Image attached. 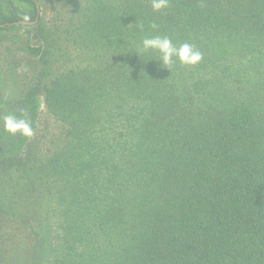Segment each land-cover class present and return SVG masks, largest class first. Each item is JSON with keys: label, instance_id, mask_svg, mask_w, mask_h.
Wrapping results in <instances>:
<instances>
[{"label": "trees", "instance_id": "16d2710c", "mask_svg": "<svg viewBox=\"0 0 264 264\" xmlns=\"http://www.w3.org/2000/svg\"><path fill=\"white\" fill-rule=\"evenodd\" d=\"M52 8L21 104L57 131L0 155V264H264V0ZM156 35L202 61L161 67Z\"/></svg>", "mask_w": 264, "mask_h": 264}, {"label": "rangeland", "instance_id": "374dc122", "mask_svg": "<svg viewBox=\"0 0 264 264\" xmlns=\"http://www.w3.org/2000/svg\"><path fill=\"white\" fill-rule=\"evenodd\" d=\"M11 1L21 11L28 14L33 13V6L26 2L19 0ZM36 1L41 10L39 21L40 18H43L46 26H49L53 23L52 21L54 18V15L52 14V0ZM35 21L36 20L31 23H34ZM37 25L38 23L29 25V27H31L29 32H27V29L20 28V25H15L13 26L14 28L0 29V115L4 117L9 114L22 115L23 113L29 114L32 112H29L28 108H23L21 103L26 97L29 87L33 85V75L37 72L38 64L35 63L36 60L34 58L36 56L34 54L32 55L29 50L30 46L36 50H40L41 48L40 42L34 38ZM17 64L19 67L16 66ZM35 110L37 112L36 117L33 120V136L43 134V136L47 135V138L49 139V137L53 136V133L57 131V126L54 125V122L51 119H49L51 121H49V124L47 123V125L50 127L46 129L47 132L43 133V129H45L46 125L42 123L41 120L39 121V117L41 119L46 117V108L42 100L39 101ZM35 110H33V114ZM47 118L49 117L47 116ZM44 121L45 120H43V122ZM42 124H44L45 127ZM54 130L55 132H53ZM24 149L25 145L18 153H23L25 151Z\"/></svg>", "mask_w": 264, "mask_h": 264}, {"label": "clouds", "instance_id": "9594fccd", "mask_svg": "<svg viewBox=\"0 0 264 264\" xmlns=\"http://www.w3.org/2000/svg\"><path fill=\"white\" fill-rule=\"evenodd\" d=\"M151 7L153 11L159 12L169 7V0H151ZM150 27L153 30L157 29V25L152 23ZM143 30V25H140ZM142 50H156L160 54L159 61L161 67L169 69L174 59L186 65H197L203 59V53L196 49L189 43H182L179 47L173 44V41L168 36L156 35L153 37H145L142 40ZM3 131L9 135V138H13L17 133L22 137L31 138L34 135L32 124L26 114L17 116L15 114H9L2 118Z\"/></svg>", "mask_w": 264, "mask_h": 264}, {"label": "flooded vegetation", "instance_id": "af4514ba", "mask_svg": "<svg viewBox=\"0 0 264 264\" xmlns=\"http://www.w3.org/2000/svg\"><path fill=\"white\" fill-rule=\"evenodd\" d=\"M36 110L33 114L31 112L32 116L36 117ZM0 154L1 155H14L18 152H20L23 148V145L25 144V137H22L21 134L17 133L16 136L13 138H9V135L3 131V120L2 118L4 116L0 115ZM21 116V115H17ZM28 118L31 121V116H28Z\"/></svg>", "mask_w": 264, "mask_h": 264}, {"label": "water", "instance_id": "95a60500", "mask_svg": "<svg viewBox=\"0 0 264 264\" xmlns=\"http://www.w3.org/2000/svg\"><path fill=\"white\" fill-rule=\"evenodd\" d=\"M38 7H39V6H38ZM38 21H39V16L37 17V19H36V21H35L34 23H38ZM34 23H31V22H23V21H21V22H18V23H16V24L1 25V26H0V29L11 28V27H13V26H15V25H32V24H34Z\"/></svg>", "mask_w": 264, "mask_h": 264}]
</instances>
